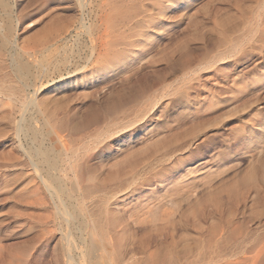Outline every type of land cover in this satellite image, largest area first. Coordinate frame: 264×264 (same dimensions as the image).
<instances>
[{
  "label": "rangeland",
  "instance_id": "1",
  "mask_svg": "<svg viewBox=\"0 0 264 264\" xmlns=\"http://www.w3.org/2000/svg\"><path fill=\"white\" fill-rule=\"evenodd\" d=\"M86 3V25L97 26L95 18L101 5L104 16L110 13L133 19V33L127 31L126 41L134 40L139 29L145 32L150 46L143 48L141 59L132 67H139L140 73L148 77V85L136 99L114 111L106 110L107 103L123 93L122 83L128 72H122L124 67L101 69L93 60L85 61L91 45L87 35L79 37L80 47L70 55L67 69L51 64L64 55L62 49L60 55L47 50L38 55L44 66L35 65L29 73H23L14 58L19 54L27 60L23 52L31 50L38 40L68 27L70 32L63 46L72 47L83 11L77 0H10V40L0 45V247L10 263L19 260L24 244L35 242L36 221L48 214L34 202V175L20 151L40 141L51 144L43 131L47 122L52 127L51 136L56 134L59 144H69L70 157L91 155L89 164L102 177L115 170L123 172L125 182L115 200L120 208L135 207L147 196L153 209L134 214V222L120 237H104L103 242L109 245L107 251L98 246L92 255H75L69 264H149L141 253L147 239L144 232L154 216H160L161 208L155 207L166 199L167 189L173 188L175 179L182 182L179 209L187 218L183 231L202 238L207 228L220 224L232 208L224 190L241 176L259 169L264 157V0ZM147 16L154 21L151 26L137 23ZM182 50L188 54L186 60L174 65L172 60ZM73 64L80 66L74 70ZM184 89L185 95L181 94ZM93 112L96 117L86 122ZM24 118L29 119L31 128L23 127ZM61 120H66V125L56 127ZM74 121L85 122L74 128ZM246 136L248 139H244ZM245 144L260 147L263 152L256 155L257 150ZM151 160L156 162L154 170L164 165L160 179L152 176L153 169H143ZM143 180L151 181L142 184ZM131 181L141 187L130 199L124 193ZM213 194L222 198L216 210L210 200ZM262 196L264 193L257 203L249 196L245 205L239 206L235 220L243 224L245 231L238 237L239 243L227 249L230 253L218 256L212 264H252L249 251L264 239ZM198 207L205 208L204 217L196 215ZM121 211L125 215L126 210ZM196 223L200 233L194 228ZM51 229L52 234L41 238L45 246L62 249L66 245L64 236L71 231V246L85 247L74 228ZM151 240L153 247L155 240ZM112 241L116 248L110 246ZM114 249L126 252L124 258L117 261ZM64 259L60 258L59 264H68ZM179 261L184 263L182 257Z\"/></svg>",
  "mask_w": 264,
  "mask_h": 264
},
{
  "label": "bare ground",
  "instance_id": "2",
  "mask_svg": "<svg viewBox=\"0 0 264 264\" xmlns=\"http://www.w3.org/2000/svg\"><path fill=\"white\" fill-rule=\"evenodd\" d=\"M9 2L10 0H0V45H7L10 40L11 29L10 26L7 25V20L11 14ZM77 2L83 11V16L79 20V26L77 27L78 33L75 36L76 39H73V44L70 49L63 46L64 40L67 41L66 34L70 32L69 28H65L64 26L65 29L62 30V32L57 30L49 37L34 43L31 50L24 51L23 54L27 55V60H23L18 54V58H14V62L17 68L23 71V73H29L32 66H44V61H40L38 55H41L43 52L46 53L47 50L50 54H59V50L62 49L64 55L62 54L60 59L57 58L55 62L51 64L56 68L63 65V67L67 69V66L69 67L71 63V60H69L71 57L70 55L76 53L75 49L79 46V37L87 35L91 45L89 57L86 58L85 61L93 60L95 66L101 69L109 68L115 70L116 67H124L125 69L122 72H125V74L128 72L122 83L123 93L119 94V96L115 97L106 105V110L114 111L120 108L125 102L136 99L139 95L138 93L143 92L148 85V77L140 73L139 67H132V64H134L135 61L137 62L138 59H141L140 55L144 52L143 48L147 47L150 41L145 32L140 29L137 31V37L134 40L126 41L125 35L127 31L130 34L133 33V19L109 15L110 13L104 16L102 15L101 5H99L97 18H95L99 21L97 26L95 27L91 24L86 25L85 11L89 1L86 3V0H77ZM153 22L151 16L144 17L137 21V23L145 24V26H151ZM183 50L178 53L177 58L172 60L174 65L181 64L186 60L188 54ZM79 66L80 64H75L73 67L74 70H77ZM82 67L84 66H81V68ZM67 73L69 74L71 71L68 70ZM34 75L33 77L31 75V77L35 78ZM181 94H186L185 89ZM96 115L97 113L93 112L85 119L86 122L95 118ZM77 122H73L72 125L74 128L80 127V124H83L85 121ZM66 123V120H61L55 125L61 128L64 127ZM22 125L24 128H31L28 118L23 119ZM51 128L47 122L43 129V131H45V136L51 140V144H43L40 141L38 144H27V146L25 145V147H22L20 150L23 161L31 168L34 175L31 189L34 202L46 210L48 214L43 219H38L36 221L37 239L32 244L28 242L22 246L20 257H18L19 260L14 263H10L11 260L7 261V258H5L6 255L3 253L5 251L0 247V264H59V259L62 258L63 260V257L69 261L67 262L69 264L75 259V255L79 258L86 257L87 254L92 255L98 246L105 252L109 245L103 242L104 237L108 235V238L111 239L113 237H120L121 234L127 232L129 225L134 222V214L138 212L146 213L150 211L152 207H149L148 200L150 199L146 196L140 200L135 197L139 200L135 204L137 205L135 207L126 208V206L123 205V208H120L115 200L117 199V194L121 190L120 188L124 181L123 172L115 170L102 177L97 168L90 166L89 160L91 155L85 158L70 157L69 144H59V137L56 134L55 136H51L53 133ZM33 133L37 134V131L33 130ZM246 138L247 136L244 137V139ZM245 145H249L253 150H257L255 151L256 155L263 152V149L260 147L256 148L253 146V148L252 144ZM260 160L262 161L259 169L262 170V173L258 171V168L253 169L251 173L241 176L233 184L228 187L226 186L227 188L224 191H227V198L230 200L232 208L228 211L227 216L222 218L220 224H211L202 238L188 236L183 231L187 225V218H185L184 213L179 209L180 200L183 198L180 192L182 182L179 179H175L172 185L173 188L167 189L166 199H164L163 202L158 201L160 204L158 203L159 205L155 207V209L161 208L159 209L161 211L160 216H154L155 220L149 224V228L145 229L146 231L144 232L145 235H147V239L146 242L142 243L141 248L143 247V249L141 253L149 264H212L218 256L230 253L227 249H229L232 244H235V242L238 244V237L245 231L243 224L235 220V217L239 214V206L245 205L246 199L249 196H252L253 200L257 203L258 200L261 199L262 193H264V157ZM155 163L156 162L153 160L150 162L148 161L144 164L145 168L143 169L149 168L152 170V166ZM194 167L191 168L192 171H194ZM163 170L164 165L160 164L159 168H155L152 176L160 179L161 173L164 172ZM150 181L143 180L141 183L150 184ZM127 186L124 196L125 198L131 199L140 185L138 182H132ZM262 197L263 202L261 204L264 206V196ZM221 199L219 195L211 197L210 200L215 210L217 207L221 206ZM163 207L165 208L163 209ZM121 209L126 210L125 215L122 214ZM205 212V208L203 207H198V209H196V215L198 214V217H204ZM138 217L141 218L142 215ZM156 220L158 221L155 222ZM159 221L160 223H158ZM51 227H58L59 229L65 228L67 231L74 228L75 231L80 234L78 237L85 243V247L81 248L77 244L73 245V247L71 246V231L65 234L64 239L66 245L62 249L56 246H45L41 238L45 235L52 234ZM194 228L197 229V231H199L198 229L201 230L200 225L197 223ZM94 234L98 236L96 237L98 240L92 238ZM152 237L155 240L153 247L150 246ZM88 238L90 241H88ZM115 243L112 241L110 246L116 248L117 246ZM249 252L251 255L249 259H251L252 264H264V239L255 244ZM112 253L115 255L117 261H120L119 259H123L126 252L124 253L123 250L114 249ZM131 256L132 254L130 257ZM180 257L184 259V263L179 261ZM202 259L203 261H201Z\"/></svg>",
  "mask_w": 264,
  "mask_h": 264
}]
</instances>
